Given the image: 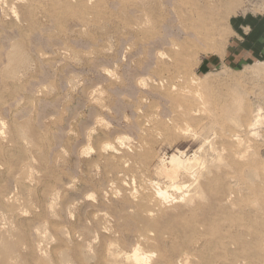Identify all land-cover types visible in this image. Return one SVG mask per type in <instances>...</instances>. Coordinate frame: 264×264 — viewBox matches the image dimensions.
<instances>
[{
  "label": "rangeland",
  "instance_id": "rangeland-1",
  "mask_svg": "<svg viewBox=\"0 0 264 264\" xmlns=\"http://www.w3.org/2000/svg\"><path fill=\"white\" fill-rule=\"evenodd\" d=\"M12 1L10 264H128L134 248L139 264H264V0Z\"/></svg>",
  "mask_w": 264,
  "mask_h": 264
},
{
  "label": "bare ground",
  "instance_id": "bare-ground-1",
  "mask_svg": "<svg viewBox=\"0 0 264 264\" xmlns=\"http://www.w3.org/2000/svg\"><path fill=\"white\" fill-rule=\"evenodd\" d=\"M1 1V0H0ZM10 1H12V0H10ZM18 2L17 3H19V0H17ZM73 1V0H72ZM83 1V0H82ZM15 2V1H14ZM22 2V1H21ZM12 3H13V1H12ZM16 3V2H15ZM5 4V3H4ZM60 4V3H59ZM6 5V4H5ZM28 5V4H27ZM12 6V5H11ZM14 6V5H13ZM19 6V5H18ZM67 6V5H66ZM81 6V5H80ZM9 7V6H8ZM79 7V6H78ZM82 7V6H81ZM15 8V7H14ZM42 8H44V6H42ZM11 9V8H10ZM38 10V9H37ZM2 11V10H1ZM10 12V11H9ZM13 12V11H12ZM50 12V11H49ZM14 13V12H13ZM74 14V13H73ZM8 15V14H7ZM14 16H16L15 15V13L13 14ZM75 15V14H74ZM13 17V16H12ZM143 17V16H142ZM6 18V17H5ZM16 18H18V17H16ZM15 19V18H14ZM144 19V18H143ZM83 20V19H82ZM84 21V20H83ZM84 22H86V21H84ZM141 22V21H140ZM24 28V27H23ZM22 46V45H21ZM46 48V47H45ZM61 53H63V52H61ZM69 55V54H68ZM16 57H17V55H16ZM18 58H20V56L18 57ZM15 61V60H14ZM20 61V60H19ZM10 62V61H9ZM8 62V63H9ZM22 62V61H21ZM23 62H24V60H23ZM12 64H14L15 65V63H12ZM17 64V63H16ZM9 65V64H8ZM13 67V66H12ZM9 68H10V65H9ZM13 69V68H12ZM11 68L9 69V70H12ZM24 73V72H23ZM5 75V74H4ZM107 75H108V73H107ZM161 85V84H160ZM142 86H143V84H142ZM172 88H173V86H172ZM175 89V88H174ZM173 89V90H174ZM172 90V91H173ZM176 90V89H175ZM40 91V90H39ZM182 91V90H181ZM36 96V95H35ZM78 97V96H77ZM75 107V106H74ZM26 126H27V124H26ZM25 126V127H26ZM22 127V130H21V128L19 129V130H21V131H24V126H21ZM4 128V127H3ZM140 128H141V126H140ZM27 129V128H26ZM25 129V130H26ZM20 131V132H21ZM27 131H28V129H27ZM23 134H25L26 135V133H25V131H24V133ZM28 135V134H27ZM27 135H26V137H27ZM118 140H119V138H118ZM235 140V139H234ZM240 145V144H239ZM240 147V146H239ZM61 150V149H60ZM84 150V149H83ZM82 150V151H83ZM213 151V150H212ZM84 153V152H83ZM81 154V153H80ZM216 154V153H215ZM241 156H243V155H241ZM239 157V159L240 158H242V157ZM172 160V159H171ZM213 160V159H212ZM177 161V160H176ZM174 162V161H173ZM237 162V161H236ZM238 163V162H237ZM171 164V163H170ZM173 164V163H172ZM180 165V163H177V165ZM203 164V163H202ZM197 165V164H196ZM203 166V165H202ZM241 166V165H240ZM246 166V165H245ZM190 167V166H189ZM256 167V166H255ZM120 168V167H119ZM246 168V167H245ZM239 171V170H238ZM257 172V171H256ZM195 173V172H194ZM259 174V173H258ZM197 177H198V175H197ZM259 177V179H260V176H258ZM19 178V177H18ZM22 178V177H21ZM263 181V180H262ZM192 185V184H191ZM193 185H194V183H193ZM126 186V185H125ZM190 186V185H189ZM174 188H176V190H177V188L178 187H174ZM184 188V187H183ZM197 189H198V187H196ZM179 189H181V188H179ZM178 189V190H179ZM185 189V188H184ZM195 190V189H194ZM200 190V189H199ZM198 190V191H199ZM133 192V191H132ZM136 192V191H135ZM162 191H160V193H161ZM160 193L158 192L156 195H160ZM166 194V192L164 191L163 193H161V194ZM164 194V195H165ZM194 194H195V192H194ZM202 194V193H201ZM234 194V193H233ZM12 195V194H11ZM187 195H188V193H187ZM186 195V196H187ZM192 196H193V194H191ZM166 196V195H165ZM228 196H229V194H228ZM137 197V196H136ZM160 197H161V195H160ZM163 197V196H162ZM167 197V196H166ZM191 197V196H190ZM195 197H197V195L195 196ZM203 197H204V195H203ZM232 197V196H231ZM164 198V197H163ZM226 198V197H225ZM229 198V197H228ZM8 199V198H7ZM14 199V198H13ZM181 199V198H180ZM179 199V200H180ZM183 199V198H182ZM193 199V198H192ZM164 200V199H163ZM186 200V199H185ZM228 200V199H227ZM230 200V199H229ZM11 201V200H10ZM9 201V202H10ZM181 201V200H180ZM146 202V201H145ZM184 202V201H183ZM182 202V203H183ZM190 202H191V200H190ZM193 202V201H192ZM201 202V201H200ZM11 203V202H10ZM150 203V202H149ZM149 203H148V205H149ZM235 203V202H234ZM141 204H142V202H141ZM145 204V203H144ZM143 205V204H142ZM160 205V204H159ZM162 205V204H161ZM187 205V204H186ZM191 205V204H190ZM146 206H147V204H146ZM154 207H155V209H156V206H157V204L156 205H153ZM224 206V205H223ZM226 206H228V204L226 203V205H225V207ZM237 206V205H236ZM236 206H234V207H236ZM148 207V206H147ZM162 207V206H161ZM221 207V206H220ZM229 207V206H228ZM233 207V208H234ZM160 208V207H159ZM158 208V209H159ZM222 208V207H221ZM230 208V207H229ZM233 208H231V209H233ZM161 209V208H160ZM235 209V208H234ZM151 210V209H150ZM236 210V209H235ZM157 211H159V210H157ZM227 211V210H226ZM234 211V210H233ZM2 214V213H1ZM135 214V213H134ZM154 214H156V213H154ZM104 215V214H103ZM144 215V214H143ZM147 215H150L149 214V212H148V214ZM132 216V215H131ZM247 216V215H246ZM93 217V216H92ZM140 217V216H139ZM138 217V218H139ZM145 217L146 216H144V219H145ZM148 217V216H147ZM147 217H146V220H149V219H147ZM152 217V216H151ZM154 217H156V216H154ZM235 217V216H234ZM249 217V216H248ZM137 218V217H136ZM141 218V217H140ZM239 218V217H238ZM151 219V222L153 223V221H154V219L152 220V218H150ZM142 220V219H141ZM239 220H241V219H239ZM137 222V221H136ZM151 222H150V224H151ZM252 222V221H251ZM146 224H147V222H146ZM156 224V223H155ZM151 225H153V224H151ZM237 225V224H236ZM244 225V224H243ZM154 226V225H153ZM147 227V226H146ZM252 227H253V225H252ZM42 229V228H41ZM147 229V228H146ZM138 231V230H137ZM150 231V230H149ZM167 231V230H166ZM9 232H10V229L9 228H4V226L3 227H0V264H10V260H15L14 258H16V256L18 255H16L15 256V254H16V252H17V246H18V243H14V242H11L6 236H7V234H9ZM140 232V231H139ZM147 232H148V229H147ZM151 233V232H150ZM245 233V232H244ZM139 234H141V233H139ZM147 234V233H146ZM164 234V233H163ZM144 235V234H143ZM165 235V234H164ZM164 235H162V236H164ZM38 236V235H37ZM153 236V235H152ZM237 236V235H236ZM244 236H245V234H244ZM3 237H5V238H3ZM43 237V236H42ZM142 237V236H141ZM145 237V236H144ZM148 237V236H147ZM234 237V236H233ZM143 238V237H142ZM220 238H222V237H220ZM145 239H146V237H145ZM149 239V238H148ZM237 239V238H236ZM242 239V238H241ZM140 240V239H139ZM147 240V239H146ZM143 241H145V240H143ZM38 242V241H37ZM146 242V241H145ZM49 243V242H48ZM142 243V242H141ZM228 243V242H227ZM226 243V244H227ZM230 243V242H229ZM112 244V243H111ZM146 244V243H145ZM149 245H150V243H148ZM225 244V245H226ZM232 244V243H231ZM38 245V244H37ZM42 245V244H41ZM116 245V244H115ZM147 245V244H146ZM145 245V246H146ZM223 245V244H222ZM228 245V244H227ZM224 246V245H223ZM231 246V245H230ZM112 247V246H111ZM138 247V246H137ZM228 247H229V245H228ZM133 249V248H132ZM140 251V250H139ZM139 251L137 252L136 251V249L134 248V252H132V255L130 256L129 254V256H127V258H128V261H129V263L130 264H139L138 262L140 261V257H139V255L140 254H138L139 253ZM230 253V252H229ZM89 254V253H88ZM121 254V253H120ZM154 254V253H153ZM152 254V255H153ZM122 255V254H121ZM125 255V254H124ZM123 255V256H124ZM127 255V254H126ZM142 255V254H141ZM144 255V254H143ZM112 256H114V255H112L111 254V257ZM118 256V255H117ZM147 255H144V259H145V257H146ZM150 256V255H149ZM148 256V257H149ZM182 256V255H181ZM115 257V256H114ZM111 258L110 260H115V258ZM151 257V256H150ZM182 257H184V256H182ZM17 258H18V256H17ZM119 258V257H118ZM118 258H116V260L115 261H117L118 260ZM122 258V257H121ZM125 258H126V256H125ZM144 259H143V256L141 257V260H143L144 261ZM189 259V258H188ZM109 260V259H108ZM109 260V261H110ZM151 260V259H150ZM16 261V260H15ZM108 261V262H109ZM119 261V260H118ZM64 262V261H63ZM114 262V261H113ZM113 262H112V264H113ZM120 262V261H119ZM149 262V261H148ZM18 263V262H17ZM22 263V262H21ZM109 263H111V262H109ZM117 262H115V264H116ZM128 263V264H129ZM12 264V263H11ZM19 264V263H18ZM119 264V263H118ZM143 264H144V262H143ZM147 264V263H146Z\"/></svg>",
  "mask_w": 264,
  "mask_h": 264
},
{
  "label": "crops",
  "instance_id": "crops-1",
  "mask_svg": "<svg viewBox=\"0 0 264 264\" xmlns=\"http://www.w3.org/2000/svg\"><path fill=\"white\" fill-rule=\"evenodd\" d=\"M264 50V46H259L257 49H256V53L257 54H261ZM251 54H253V52H251ZM257 54H253L255 57L257 56Z\"/></svg>",
  "mask_w": 264,
  "mask_h": 264
}]
</instances>
